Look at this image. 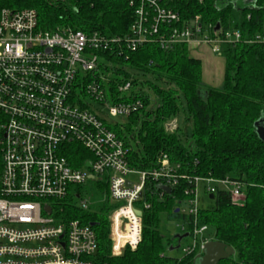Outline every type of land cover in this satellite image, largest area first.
<instances>
[{"label": "built area", "instance_id": "1", "mask_svg": "<svg viewBox=\"0 0 264 264\" xmlns=\"http://www.w3.org/2000/svg\"><path fill=\"white\" fill-rule=\"evenodd\" d=\"M173 1L127 0L133 21L127 34L113 37L97 30L43 29L33 9L0 10V264H105L97 259L90 223L60 215L68 194H75L80 210L94 204L73 188L89 180L106 183L113 255L139 243L142 212L149 208L147 191L162 198L167 193L161 186L171 192L179 179L188 182L180 204L182 213L193 215L190 230L181 224L190 238L183 250L187 254H200L205 242L206 225L196 221L199 185L208 195L219 188L233 201L244 197L237 180L190 179L164 153L148 170L132 167L128 148L111 129L115 124L106 120L125 118L142 107L140 99L128 97L129 80L110 81L109 71L102 70L111 66L108 53L120 58L143 44L162 49L185 44L188 50L204 45L222 54L224 46L241 41L239 31L214 30L197 16L181 23L170 6ZM244 41L264 43V22L260 33ZM111 84L114 95L109 94ZM85 97L100 104L99 112ZM165 126L172 130L176 123ZM76 146L85 150L77 167L67 157ZM148 180L158 183V190L147 189Z\"/></svg>", "mask_w": 264, "mask_h": 264}, {"label": "trees", "instance_id": "2", "mask_svg": "<svg viewBox=\"0 0 264 264\" xmlns=\"http://www.w3.org/2000/svg\"><path fill=\"white\" fill-rule=\"evenodd\" d=\"M170 6L184 23L198 17L201 25L239 31L241 41L224 46L222 87L204 85L202 62L189 54L185 44L162 49L143 44L125 50L117 58L108 53L110 81H130L128 97L135 96L142 107L111 127L128 148L129 165L140 170L154 166L160 154L179 164V173L194 177L233 179L241 184L244 197L233 201L223 189L208 199L210 206L197 211L198 225L213 229L212 239L231 246L234 253L218 264H264V141L254 123L264 118V43H246L262 31L264 0H174ZM33 9L39 27L100 31L109 37L124 36L133 21L127 0H0V10ZM109 94L114 95L111 84ZM128 97H124L127 99ZM182 119L192 122L190 135L183 138L182 126L172 130L166 123ZM181 123V124H182ZM262 124V122H260ZM71 146H75L70 144ZM85 150L72 147L67 157L80 165ZM72 161V162H71ZM88 197L94 202L88 210L76 206L75 194L63 199L60 215L93 223L97 239V259L105 264H194L197 251L180 257L167 254L172 239L161 231L160 216L179 221L191 229L193 215L181 212L186 198L183 179L162 198L144 200L141 239L135 248L126 246L119 255L111 253L106 183L89 180ZM85 184L73 186L81 194ZM146 188L158 190L148 180ZM183 234V233H182ZM189 237V236H187ZM176 239V238H175ZM177 240V239H176ZM202 253V252H201ZM200 253V254H201Z\"/></svg>", "mask_w": 264, "mask_h": 264}, {"label": "rangeland", "instance_id": "3", "mask_svg": "<svg viewBox=\"0 0 264 264\" xmlns=\"http://www.w3.org/2000/svg\"><path fill=\"white\" fill-rule=\"evenodd\" d=\"M215 30V29H214ZM189 54L195 58H199L202 62V70H203V75H202V82L206 86H212V87H217L220 88L222 87V78H223V56L221 53L219 54H213L211 53L210 49L207 46H200L198 48H192L189 50ZM85 101H87L91 108L95 109L96 111L99 112L100 110V104L96 101L90 100L88 98H83ZM103 115V114H102ZM105 115V113H104ZM108 125L114 124H121L123 123L122 120L124 121V118H118V117H110L108 116L106 118ZM175 123L179 122L180 125L182 126V131H183V138H187L190 135V130L192 126L191 120L184 122L182 119L177 120H172ZM182 123V124H181ZM187 136H186V135ZM82 191V196L85 195V193H89V186L85 184L84 188L81 190ZM198 199H197V205L200 208L208 207L211 205L207 194L203 191L202 184L199 185L198 187ZM159 227L161 228V231L166 234L168 238H171L172 245H171V250H167V254L171 255L173 257H180L184 254V246L190 243V238L185 237L180 242L178 243L177 240L173 237L174 234L178 233L181 234L183 233L181 231V222L179 221H173V220H168L164 214H161L160 216V225ZM213 229L211 227L207 228L202 234L201 238L204 239V241L211 240L213 237ZM179 244V247L176 248V246Z\"/></svg>", "mask_w": 264, "mask_h": 264}, {"label": "water", "instance_id": "4", "mask_svg": "<svg viewBox=\"0 0 264 264\" xmlns=\"http://www.w3.org/2000/svg\"><path fill=\"white\" fill-rule=\"evenodd\" d=\"M219 28V24H216L214 29L217 30ZM262 122V124H260ZM255 130L256 133L262 141H264V118L257 120L255 123ZM91 178V176H89ZM160 187V186H159ZM166 193L170 192V188L166 186H161ZM209 198L212 199L213 195L209 194ZM91 226H93V223H90ZM187 233L183 234H174L173 237L177 239V242L179 243L180 240L187 237ZM179 247V244L176 246V248ZM170 247L168 250H171ZM234 253V250L231 246H228L220 241L211 239L207 240L203 244L202 253L198 254L195 258L194 264H218L220 260H223L229 256H231Z\"/></svg>", "mask_w": 264, "mask_h": 264}, {"label": "crops", "instance_id": "5", "mask_svg": "<svg viewBox=\"0 0 264 264\" xmlns=\"http://www.w3.org/2000/svg\"><path fill=\"white\" fill-rule=\"evenodd\" d=\"M192 48H194V47H192ZM192 48H191V49H192ZM202 75H203V70H202Z\"/></svg>", "mask_w": 264, "mask_h": 264}]
</instances>
